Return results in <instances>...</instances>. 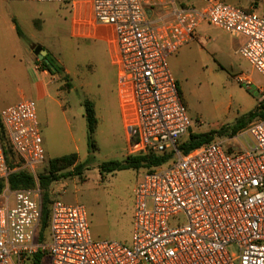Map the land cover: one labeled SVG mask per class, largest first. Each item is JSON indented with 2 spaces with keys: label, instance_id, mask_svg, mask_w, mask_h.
Masks as SVG:
<instances>
[{
  "label": "built area",
  "instance_id": "obj_1",
  "mask_svg": "<svg viewBox=\"0 0 264 264\" xmlns=\"http://www.w3.org/2000/svg\"><path fill=\"white\" fill-rule=\"evenodd\" d=\"M13 1L88 4L95 23L113 31L119 98L130 113L129 156L173 160L147 170L134 187L130 246L94 240L85 207L60 200L50 203L40 237L39 192H4L0 264H35L37 256L40 264H264V120L232 138H250L238 152L215 139L181 154L190 123L167 61L206 23L242 37L238 54L264 77V17L223 0L200 7L180 0ZM0 123L24 168L45 160L31 99L2 109ZM9 173L0 141V180Z\"/></svg>",
  "mask_w": 264,
  "mask_h": 264
},
{
  "label": "rangeland",
  "instance_id": "obj_2",
  "mask_svg": "<svg viewBox=\"0 0 264 264\" xmlns=\"http://www.w3.org/2000/svg\"><path fill=\"white\" fill-rule=\"evenodd\" d=\"M43 4L42 7L48 9L46 32L35 43L26 40L23 43L27 45L28 52L36 44L35 47L39 46L47 52V60L60 63L69 73L72 88L67 90L60 79L61 82L50 84V99L36 101L30 94H25L36 108L45 160L32 171L24 168L11 152V163H18L17 170L33 177L35 184L32 189L39 192L40 199L44 192L37 178L48 173L49 160L76 153V161L71 166L60 168L58 173L75 174L74 168L84 163L89 154L83 102L91 101L97 117L94 134L96 150L90 152L91 161L82 166L80 175H70L51 183L46 193L51 202L60 200L84 206L94 240L130 246L133 189L147 169H127L105 174L102 178L98 172L102 162H121L129 156L117 96V69L111 64L110 52L104 41L72 35L69 5ZM53 4L57 7H52L55 6ZM198 30L201 36L198 42L184 45L167 60L185 104L190 123L189 134L211 133L212 140H226L231 150L238 152L244 145H250V138L237 136V139H232L229 137L230 129L239 120L244 121L247 114L264 100V77L225 45L228 32L206 23H201ZM206 38H211V43H205ZM33 58L37 63L38 58L35 55ZM29 61L31 64L30 55ZM8 67L0 61V85L4 81L7 95H10L15 93L14 81L20 76L16 67ZM239 75L247 76L260 87L261 92L247 90L244 82L238 81ZM256 119L261 118L255 117L250 122ZM3 182V193L12 192L8 189L7 181ZM43 264H48V260Z\"/></svg>",
  "mask_w": 264,
  "mask_h": 264
},
{
  "label": "crops",
  "instance_id": "obj_3",
  "mask_svg": "<svg viewBox=\"0 0 264 264\" xmlns=\"http://www.w3.org/2000/svg\"><path fill=\"white\" fill-rule=\"evenodd\" d=\"M223 1L235 7L247 10L251 9L254 11V13L264 17V0ZM179 2L181 5L191 7H200L203 5V0H180ZM42 5L45 4L29 1L0 0V61L5 62L7 67L8 65L16 67L20 76L17 81H14L16 82L15 93H11V96L7 95V88L4 81H2V84L0 85V111L8 106L18 103L23 99H26L25 94H30L35 98L36 101H42L45 98L50 99L52 98V96L49 95L50 84L55 81H60L59 75H51L49 72L42 70L39 67V60H36L37 63H35L33 58V49L36 44H32V51L28 52L27 45L23 43L24 40L35 43V41L46 32V23L48 19V12L46 10L48 9L42 7ZM52 7L57 6L55 5ZM70 10L72 13L70 18L72 35L81 39L104 41L107 44L108 51L110 52L111 64L114 65L113 58L116 53V47L114 44V35L112 29L107 26L95 23L91 8L86 3H79L73 7L70 6ZM199 27L200 25L195 30L193 42H198L201 37L199 35ZM17 31L21 32L22 37L18 35ZM227 35L228 38L226 39V42H224L225 45L230 50L238 53L237 51L243 42V38L230 33ZM211 41V38L205 39V43H211ZM22 48H24L23 52ZM29 55L31 64L29 61ZM173 60L175 61V56L173 57ZM58 64L63 69V73L70 79L68 71L60 63ZM237 77L245 80L243 84L247 90L256 91L258 93L261 92L260 87L254 85L247 76L239 75ZM70 84L72 85L71 79ZM117 96L122 114L123 127L126 131L127 143L129 144V138L127 136V124L130 120V113H127V111L121 105L118 85ZM2 197L3 196H0V204L5 201V199H2ZM8 202H11L10 198L8 199Z\"/></svg>",
  "mask_w": 264,
  "mask_h": 264
},
{
  "label": "trees",
  "instance_id": "obj_4",
  "mask_svg": "<svg viewBox=\"0 0 264 264\" xmlns=\"http://www.w3.org/2000/svg\"><path fill=\"white\" fill-rule=\"evenodd\" d=\"M18 35L22 37L21 32L17 31ZM49 63H45L43 60H39V67L42 70H45L49 72L51 75H59L60 79L64 82V87L67 90H70L72 88V85L70 84V79L67 75L63 73V69L61 66H59L54 61L48 59ZM51 64V66H50ZM84 107V118L86 121V140H87V146H88V157L84 161V163L77 165L75 169V174H58L60 171V168L71 166L77 159V155L75 153L68 154L59 158H54L48 161V173L46 175H40L38 180V185L41 190H43L44 194L41 199V220H40V237L43 236L44 232L46 231V228L48 226V219H49V206H50V197L46 193L47 188L49 185L53 182L58 181L61 178H66L70 175H80L81 168L85 164H88L91 161V155L90 152L95 151V141H94V134L97 127V117L95 114L93 103L89 100H85L83 102ZM255 117H259L262 120H264V100L256 106V108L247 114L244 121L239 120L231 129L229 133V137H234L237 133H239L242 129L246 127V125ZM213 134H189L188 138L183 141L179 145V149L181 151V154L185 155L189 153L190 151L202 146L203 144H206L210 142L213 138ZM0 141L3 148L4 156L6 159V163L10 169V173L8 174L6 181L8 185L9 191H18V190H32V187L35 184V181L33 177L24 171L18 169V163H11L10 160V153H14L11 149L10 145L7 142L4 128L2 124L0 123ZM15 155V153H14ZM172 159V154L167 155H136V156H127L123 161H109V162H102L98 166V172L101 176V178L105 174L114 173L117 171L127 170V169H133L138 170L141 168L147 169L148 171L158 167L162 166L164 164L169 163ZM4 189V182L3 180H0V195L3 193ZM40 257L37 256L35 258V264L39 263Z\"/></svg>",
  "mask_w": 264,
  "mask_h": 264
},
{
  "label": "water",
  "instance_id": "obj_5",
  "mask_svg": "<svg viewBox=\"0 0 264 264\" xmlns=\"http://www.w3.org/2000/svg\"><path fill=\"white\" fill-rule=\"evenodd\" d=\"M33 54L38 58V60H40V61L43 60L45 63H49V61L46 58L47 52L44 49H42L41 47H39V46L35 47L33 49ZM50 66H51V64H50Z\"/></svg>",
  "mask_w": 264,
  "mask_h": 264
}]
</instances>
